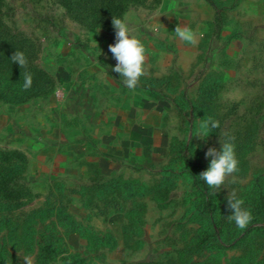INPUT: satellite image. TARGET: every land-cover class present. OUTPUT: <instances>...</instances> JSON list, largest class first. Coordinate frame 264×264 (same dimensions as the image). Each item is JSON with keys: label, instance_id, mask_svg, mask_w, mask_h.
<instances>
[{"label": "rangeland", "instance_id": "1", "mask_svg": "<svg viewBox=\"0 0 264 264\" xmlns=\"http://www.w3.org/2000/svg\"><path fill=\"white\" fill-rule=\"evenodd\" d=\"M124 17L146 49L134 90L112 70V21L93 29L59 0H0L6 32L29 39L54 80L26 103L0 101V150L27 160L11 182L25 197L0 194V264H40L49 245L48 264H264V234L248 232L264 226V0H130ZM177 25L198 44L180 41ZM152 79L166 83L150 90ZM208 116L220 127L202 139ZM228 137L239 171L211 190L208 214L177 152L190 145L207 169L206 152ZM230 193L254 217L243 230L227 219ZM212 222L226 224L221 235Z\"/></svg>", "mask_w": 264, "mask_h": 264}, {"label": "trees", "instance_id": "2", "mask_svg": "<svg viewBox=\"0 0 264 264\" xmlns=\"http://www.w3.org/2000/svg\"><path fill=\"white\" fill-rule=\"evenodd\" d=\"M60 3L68 9L73 18L80 22L83 25L91 26L93 29L99 28L103 22L112 21L113 16L121 18L122 14L127 11L129 8L130 0H107L105 8L101 11L94 10L95 12H88L89 0H59ZM122 1V2H121ZM136 3H141L146 0H131ZM99 2H104L101 0ZM96 3V2H95ZM103 7V6H102ZM108 10L109 13L105 15L103 10ZM33 43L24 37L17 35H9L6 32L5 27L0 23V67L4 69L3 77H0V101L9 104H23L31 99H35L39 96L45 94V90L48 87L52 86L54 80L52 77L43 70L36 63V50L33 47ZM15 51L24 52L28 59V67L20 68L18 64L12 63L10 58L15 53ZM29 72L32 75L33 83L30 89L27 91H22L23 84V74ZM168 81L167 79H164ZM155 81L159 83V86H162L165 81L152 79L148 89L155 90ZM153 85V86H152ZM187 94L182 93L180 98H186ZM182 98V99H183ZM193 102L192 100H186V103L189 105H198L199 100ZM176 103V100H173ZM175 160V159H174ZM180 160L182 166H189L187 170L183 168L182 173L189 174L199 186V198L202 202V210L208 214H213L215 212L214 207V198L211 195V189H208V186L205 181L199 179L201 172L207 170L202 158L197 152H193L190 148V145L183 144L182 148L177 152L176 161ZM27 166V160L25 156L20 151H11V150H0V194L8 200L11 201H21L25 194L17 190L12 189L11 182L12 178L17 175L19 172L23 171ZM171 163L165 167L166 173L173 172ZM126 183L132 184L131 182L125 180ZM264 191H261L259 194V201L263 202L262 206L264 207ZM226 228V224L213 223L210 230V233L217 237ZM264 234V226L256 227L252 230L249 229V233L260 232ZM207 233V232H206ZM205 233V234H206ZM206 238L202 240V243L205 244L209 240V236L206 235ZM52 246H46L42 250L40 264H48L49 260L53 256ZM70 264H74V260H70ZM194 264H199L195 262Z\"/></svg>", "mask_w": 264, "mask_h": 264}, {"label": "clouds", "instance_id": "3", "mask_svg": "<svg viewBox=\"0 0 264 264\" xmlns=\"http://www.w3.org/2000/svg\"><path fill=\"white\" fill-rule=\"evenodd\" d=\"M112 25L115 29V44L109 45V51L117 61L114 72L120 74L127 88L134 90L142 76L146 75V49L142 41L133 35V30L127 21V17L117 18L113 16ZM174 33L176 37L191 46L198 44V35L190 27H181L177 25ZM203 34L201 33L200 36ZM12 63L18 64L20 68L28 67V59L24 52L15 51L10 58ZM33 83L32 75L29 72L23 74L22 91H27ZM220 127V122L211 116L200 120L196 136L202 139L207 137L213 130ZM235 137H228L222 140V146L219 151L215 148H209L206 156L210 157V164L207 170L199 175V179L206 182L208 189L212 190L214 195L226 180L234 173L239 171V161L235 152ZM228 208L232 214L227 217L229 222H234L236 227L243 230L253 220V215L250 209L244 206L245 202L242 198H238L235 193H230L227 198ZM26 264H32V260L25 256Z\"/></svg>", "mask_w": 264, "mask_h": 264}]
</instances>
